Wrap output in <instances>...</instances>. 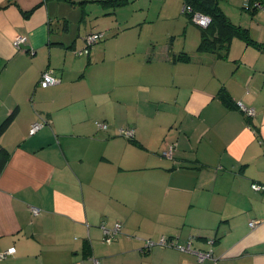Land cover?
Here are the masks:
<instances>
[{"label": "crops", "instance_id": "crops-1", "mask_svg": "<svg viewBox=\"0 0 264 264\" xmlns=\"http://www.w3.org/2000/svg\"><path fill=\"white\" fill-rule=\"evenodd\" d=\"M243 1L220 6L264 43V11L250 12ZM77 9L63 0H0V124L16 108L0 136L8 152L0 172V252H15L0 264H195L198 250L211 252L204 264H264V191L250 187L264 183V51L239 39L226 58L154 44L135 76L134 102L150 103L167 120L103 128L87 121L99 93L85 99L73 87L84 78L68 62L70 46L81 47L87 33L102 29L67 36L65 24ZM111 27L114 38L118 23ZM19 35L26 41L16 48ZM94 46L85 65L100 57ZM181 52L188 61L177 57ZM60 53L61 66H52ZM51 68L59 84L41 87V73ZM221 89L254 114L226 106ZM74 105L76 112L86 109L80 124L56 125L55 115ZM39 119L49 124L29 135ZM99 119L109 123L105 113ZM117 221L116 240L104 244L100 225ZM163 235L190 241L189 254L155 249L145 258L138 251L148 240L164 248L155 241Z\"/></svg>", "mask_w": 264, "mask_h": 264}, {"label": "rangeland", "instance_id": "rangeland-1", "mask_svg": "<svg viewBox=\"0 0 264 264\" xmlns=\"http://www.w3.org/2000/svg\"><path fill=\"white\" fill-rule=\"evenodd\" d=\"M127 4V6L116 9V14H107L108 16L102 17L104 11L99 4L87 2L82 5L77 4L78 9L75 10L76 12L69 15L71 19L69 21V31L65 32L67 36L70 34L72 36L76 35L78 28L82 33L89 32L96 25L102 28L101 30L105 35L104 40L96 44V47H100L98 49L101 51L97 62L94 61L92 64L85 65L87 61L86 53L75 54V51H80L82 46L76 47L74 50L71 49V53H69L71 56L68 57L69 64L71 63L76 70L80 69L84 78L83 81L75 82L73 87L85 91L87 95L85 99L90 97V91L99 93L97 95L99 101L93 104L94 106L99 104L93 107L94 117L90 119L88 115L89 119H87L94 125L103 123L123 126L155 125L159 121H166L165 114L163 112L154 113L150 103L141 106L140 104L136 105L134 102L138 94L135 76L144 69L142 59L147 57L145 55L147 48L153 47L154 44L169 43L173 45L175 50H180L184 46L194 49L198 45L200 29L196 23L189 21L186 15L182 13V0H132ZM81 6L86 7L84 14L80 9ZM67 9L72 10L68 7ZM82 16H84L83 19ZM136 22H140V24L135 27L122 28L123 25L135 24ZM117 23L119 28L115 29L119 34L112 38L111 35L114 30L111 26H117ZM124 30L125 33H122ZM57 57L52 61L55 64L52 65L54 67H60L64 59L62 53ZM65 90L69 92L67 89ZM139 95L142 101L147 99L142 94ZM124 99H127L126 103H124ZM88 106L91 111L92 100L89 101ZM84 110L86 109L80 106L78 112H76V106L74 105L58 112L54 118L56 125H79L78 118L86 113L83 112ZM103 113L108 116L109 123L99 119V116ZM26 117L27 114L23 113V118ZM48 124L45 122L43 125ZM118 132L120 133V130ZM28 134L32 135L29 130ZM253 190L255 192L261 191ZM155 241L158 242L157 239ZM104 244L110 243L104 242ZM166 248H171L182 254H189V251H180L175 247L162 248L156 245H150L142 250L138 249V251L146 258L152 250ZM117 260L119 261L116 258L115 263H117Z\"/></svg>", "mask_w": 264, "mask_h": 264}, {"label": "trees", "instance_id": "trees-1", "mask_svg": "<svg viewBox=\"0 0 264 264\" xmlns=\"http://www.w3.org/2000/svg\"><path fill=\"white\" fill-rule=\"evenodd\" d=\"M63 1H67L70 4L76 3L79 5L85 4L87 2H92V3L96 2L97 4L100 5L102 9L106 10L105 14L107 13L116 14L115 12L116 9L121 8L122 6H127L128 5L127 3L131 2L132 0H81V1L78 0L79 2L73 0H63ZM221 1L222 0H182V13L186 15L189 21H193L194 23H196L200 29L199 41L196 50L198 52L214 54L216 57L218 56L220 58H226L231 41L233 39H239L245 42L246 44L252 45L255 48L264 51V43L252 37L249 30L246 27L234 23L224 13V11L220 6ZM242 5L243 7H245L246 10H249L250 12H255L256 10L264 11V0H245L243 1ZM81 10H82V14H84L85 9H81ZM27 13L28 12H24L25 15ZM197 14L208 18V22L206 25H200L196 22L195 15ZM138 24H140V22L139 23L136 22L135 24H128L127 26L134 27L137 26ZM66 25H69V22L68 24L66 23L65 26ZM92 34L94 35L100 34L101 36L95 39L94 43L88 44L86 38L88 37V35H92ZM104 37L105 35L104 32H102V30L87 33L82 38L83 43L81 50L75 51V54H80L81 52H84V49L87 48L88 51L86 53V56H88L89 48L93 47L98 42L103 41ZM70 47H72L73 50L74 48H76L73 47V45ZM177 57L182 61H188L190 58V56L185 52L179 53ZM51 70L52 73L54 74V70L52 68ZM218 97L220 100L223 101V103L226 106L237 107V105L233 103L229 94L224 89H221L219 91ZM15 116H16V108L1 122L0 136L9 127ZM254 131L256 132V134H258L257 129H254ZM7 153H8L7 150H5L2 146H0V172L6 163ZM252 184H259L264 186V183L252 182L250 185L252 190H253ZM261 191L264 190L262 189ZM85 252L88 253V250Z\"/></svg>", "mask_w": 264, "mask_h": 264}, {"label": "built area", "instance_id": "built-area-1", "mask_svg": "<svg viewBox=\"0 0 264 264\" xmlns=\"http://www.w3.org/2000/svg\"><path fill=\"white\" fill-rule=\"evenodd\" d=\"M195 20L200 25H206L208 22L207 17L202 16V15H198V14L195 15ZM96 35H94V34L88 35V37L86 38L88 44L94 43L95 39H97L98 37L101 36L100 34H96ZM25 41H26V37L19 35V36L14 38L13 45L16 48H19V46L22 43H24ZM87 51H88L87 48L84 49L85 53H87ZM31 53H33V51H31ZM58 82H59V79L52 73V70L47 69L41 73L38 84L41 87H47L49 85H53V84L58 83ZM237 107L239 110H241L247 116H251L255 112L253 108L247 107L241 103H237ZM45 122L46 121L44 119H39V120L33 121L30 124L29 133L34 134L35 132H37L39 129H41L43 126H45V125H43V124H45ZM98 126L103 127V128L106 127V125L104 123L100 124ZM120 132L123 133L124 135L128 136V137H131L133 134L132 129L122 128V129H120ZM252 188L256 189V190H262V189L264 190V186L259 185V184H252ZM30 211H31L32 215H34V216L38 215L40 212L39 208L33 207V206L30 207ZM254 224H255V221H253V220H251L249 222L250 226H253ZM121 226H122V224L118 221L114 222L112 224V226H110V227H108L106 224L102 223L100 225V228H101L102 233H103V237H102L103 242L110 243L111 241H113V239L119 234V232L121 230ZM157 243L163 247H167V246L175 247L180 251H189L191 249L190 241H186L183 243V242H180L176 238L168 237L166 235L161 236ZM150 245H153V242L148 240L147 245L145 247H148ZM14 252H15L14 247L7 248L5 251L0 252V258L7 257L8 255L13 254ZM210 256H212L210 251H203V250L195 251V257H196L195 264H204L206 259H210ZM214 262L215 261H213V263ZM93 264H100V263H99L98 259H93Z\"/></svg>", "mask_w": 264, "mask_h": 264}]
</instances>
